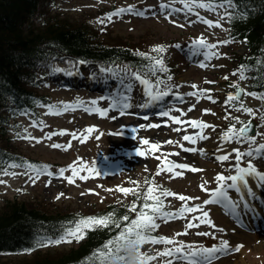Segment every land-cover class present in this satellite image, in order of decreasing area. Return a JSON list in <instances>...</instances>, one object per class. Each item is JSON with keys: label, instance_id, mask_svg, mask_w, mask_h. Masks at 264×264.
<instances>
[{"label": "rangeland", "instance_id": "obj_1", "mask_svg": "<svg viewBox=\"0 0 264 264\" xmlns=\"http://www.w3.org/2000/svg\"><path fill=\"white\" fill-rule=\"evenodd\" d=\"M168 2L169 0H49V3L43 6L42 17L38 19L36 16L33 20L38 24L43 17H54L55 19H66L76 25L84 23L105 43L129 46L138 53L143 52L150 56L157 55L151 51L153 47L163 45L166 48L164 53L165 64L169 69L163 80L170 85L174 84L172 90H175V83L181 84L180 91L193 92L194 90L205 89L209 90L213 100H217L213 103L204 96L199 97L197 103V97L195 96L191 102L182 106L184 110L185 107L188 109L195 104L193 110L187 112L185 120L198 119L215 126V130L212 128L205 129L204 134L210 138L199 144V148L203 145L205 147L210 146L215 143V136L219 132L227 130L228 119H223L221 112L224 111L225 114L230 109L221 108L223 103L221 105L220 99L227 89L226 82L234 79V76L231 75L234 71L229 67L232 58L230 56L236 52L244 51V46L242 43L232 42L221 44L215 50L219 52V58L211 59L208 62L209 66L204 68L200 67L203 57L198 59L197 62H189L185 55L173 49L174 42H177V39H183L181 43L186 44L200 37H204L208 43L229 40L226 20L220 21L221 27L209 28L196 15L198 12L204 19L215 22L219 18L218 13L222 15L224 10L194 9L191 13L181 10L172 12L169 16L166 11L159 9L161 3ZM128 6H134L138 11L146 10L145 14L143 16L124 14L120 17H113L112 22L105 21V24L97 22L99 18L105 17L106 14ZM171 7L183 9V5L179 2L172 4ZM73 66H75V62L70 58L61 56L51 59L41 69L45 70L46 74L38 80L37 92L43 94L50 101V105L72 104L82 101L84 102L82 106L84 108L67 111L61 115H50L47 114L48 105L39 104L35 115L32 112V114H29V116L33 115L31 118L28 116L21 119V121L24 120L23 127L26 128L25 131L27 132L18 136L20 138L17 137L15 146L18 148L16 151L22 155L38 158L52 165L50 170L54 173L59 169H66L65 167L70 165L79 167L80 162L86 165L87 168L93 169V171L79 172L72 184H69L66 179L55 175L52 177L42 176L35 184H32L28 175L24 174L26 171L24 168H8L9 173L15 172L16 175L2 174L0 176V180L4 181V183H0L1 196H7L6 198L10 199L14 195L15 189L24 190V195H21L23 198L20 200L32 198L38 207L45 205V207L50 206L52 211L92 214L109 203L129 202L132 205L134 202L137 204V198H141L143 201V194L149 187L145 183L147 179L154 181L151 186L156 188L157 194L164 189H168L177 195L199 197V200L188 201L189 206L201 204L204 200L209 199V194L202 191L200 185L208 181L206 187L214 189L216 187L214 179L216 175L222 173L226 176L230 168L213 164L211 159L196 158L197 154L195 152L188 154L180 148V144H183L184 147H192L193 145L182 140V136L194 134L198 130L187 125L169 123L168 119L140 120L135 118L133 113L124 110L125 114L120 115L122 109L117 107L113 110L111 108L113 103L121 100L116 96V91L113 93V98L106 96L104 100L96 99V96L101 95L95 89L87 88L85 71L81 75L84 77L79 80L81 83H73L74 88H69L67 84L58 83L61 77L58 75L59 72H55L53 69L59 68L63 73L64 70L72 69ZM101 69L107 70L104 67ZM101 69L92 71V73L97 76L100 73L109 74L108 71H101ZM87 71L90 74V70ZM129 71L119 66L114 73L115 78L119 80V75H124ZM168 75L172 76L171 81L167 80ZM226 75L229 77L227 80L224 79ZM52 76H56L59 80L52 79ZM141 77L145 79L143 76ZM206 81H214L215 83H206ZM127 83L125 81L120 86L124 87ZM193 84L197 86V89L191 87ZM112 90H115V87ZM144 96V89L141 88L140 91L133 89L131 101L136 104L138 101H143ZM91 100L98 101L95 106L96 109H109L107 115L101 116L99 111L86 112L85 108L93 107L88 103ZM247 101L251 106L250 108L256 110L255 106L259 102L255 101V98H248ZM260 102L264 104V100ZM204 109L210 111L205 114ZM212 113H215V115ZM241 114L246 113L237 112L234 108L230 110V116H240L242 118ZM255 117L259 119L258 112ZM33 121H43V126L38 124L33 126ZM149 124H160L161 126L159 128H149L147 127ZM89 127H93L95 131L91 134H85L86 139L81 142L79 134H83L84 129ZM177 127L187 128V132L183 130L181 132L174 131ZM62 130L66 131L65 135H54L50 140L45 138L48 132L59 133ZM72 132L78 134L77 139H73ZM26 135L39 139L41 142L36 143L35 139L23 138ZM145 139L160 144L161 148L158 151L151 150L149 145L142 143ZM168 140L178 141V143L167 144L166 141ZM54 143L62 147L53 148L52 144ZM69 144L71 146L65 150V147ZM138 151L146 155H137ZM170 152H178L179 155L168 156V160L174 163H187L190 167H198L202 171L183 170V175L175 178H172L171 173L166 172H161L159 176H156L158 165H160L161 159H164L161 154ZM157 157H160V159ZM176 171L181 170L176 169ZM70 175L71 171L65 173V176ZM79 176H87L88 179L81 180ZM133 181L136 183H133ZM117 187L138 190L136 193L125 195L122 192L115 191ZM106 189H112V191H106ZM61 193H63L62 196ZM57 196H60V198L57 199ZM6 198L0 197V199ZM163 199L165 211H178L185 203L179 201L177 197ZM203 210L209 213V218L213 221L215 227L201 224L198 228L186 229L185 225L190 217L200 215L198 212L188 214L186 218L170 219L167 222L158 220L157 223L160 224V227L156 229L154 236L174 239L177 244L183 242L208 248L219 245L220 240H227L230 248H234L237 244L243 245V247L239 252L218 254V258L214 259L212 264H264V233L238 231L233 224L210 210V206H204ZM133 213L134 219L136 213ZM194 223L196 222L194 221ZM220 229H223V231H219ZM185 231H187V235L176 236V233ZM197 232H208L210 235L201 236L197 235ZM75 242L74 240L71 243L49 246L48 248H53H44L42 254H47L48 257L65 254L68 246L74 245ZM174 246L176 245L145 244L141 247V251L149 255H155L157 252L164 251L165 248ZM167 259L168 257H159L151 264H164ZM30 260H32V256L7 257L0 258V263L23 264ZM174 264H181V262L175 261Z\"/></svg>", "mask_w": 264, "mask_h": 264}, {"label": "snow or ice", "instance_id": "obj_2", "mask_svg": "<svg viewBox=\"0 0 264 264\" xmlns=\"http://www.w3.org/2000/svg\"><path fill=\"white\" fill-rule=\"evenodd\" d=\"M179 2L183 5V9L172 8L171 5ZM159 9L161 11H166L170 16L172 12L186 10L191 13L194 9H206L208 11H216L217 9H223V14L218 13V19L214 22L212 20L204 19L197 12V18L201 20L203 23L207 24L209 28L212 27H221L220 21L227 20L231 22L233 19H243L246 18V14L240 13L239 7L235 4V0H169L168 3H161L159 5ZM150 10V9H149ZM146 10H136L134 6L121 7L111 13L106 14L105 17L99 18L98 23L105 24V21L112 22L113 17H120L124 14H134L137 16H143ZM191 22V21H190ZM182 26V25H181ZM233 41L225 40L218 41L217 43H208L206 42L204 37H200L192 42L193 49L195 53L201 55L203 57V62L200 63V67L204 68L209 66V61L213 58H219V52L215 51L219 48L221 44H228ZM174 47L179 48L180 45H174ZM152 52L156 53V56H149L146 53L140 52L138 55L150 61L149 71L155 75L156 72L160 73H168L169 69L165 64L164 53L166 52V48L163 45H157L151 49ZM79 64L85 63L84 61L77 62ZM264 63V62H262ZM247 66L241 65L238 73L239 80H245L247 78ZM55 72H61L62 70L59 68L53 69ZM101 71H111L110 69H101ZM231 75H237V72H233ZM131 76L140 82L144 86V95L148 98L145 104L140 105L141 107H151L158 101H163L165 97H168L172 93L170 91L159 90V86L161 84H165L164 80L159 78L156 79L155 85H153L149 80L143 79L139 73H131ZM225 80L229 79L226 75L224 77ZM167 80L171 81L172 76L168 75ZM123 83V81H121ZM206 83H215L214 81H206ZM236 89L235 94H228L224 104L226 106L234 107V110L237 112H243L255 117L256 113L261 110H254L250 107H245L242 96L250 95L257 99L264 100V95H257V93H245L243 89L239 87L238 84L231 85ZM131 88V85H128ZM166 87H168L166 85ZM193 89H197V86L193 84L191 86ZM188 96H196L197 103L199 102V97L206 96L207 99L211 100L213 103L216 101L213 100L212 96L209 94V90L198 89L197 91L187 93ZM106 99V98H102ZM125 99H127L125 97ZM176 99L181 103L184 102L183 97L179 94H176ZM235 102V104L233 103ZM84 102H78V104H62V105H48L47 114L50 115H61L67 111H75L77 107L83 106ZM90 103L93 107L85 108L86 112L92 113L93 111H99L101 116L107 115L109 109L98 110L95 108L98 101L91 100ZM131 105L129 103H120L119 101L113 103L111 108L115 110L117 107L120 109H127ZM195 104L190 106L187 109V112H191ZM169 109L167 111H160L159 115L161 117H168L173 123L178 125H187L192 129H196L194 134H185L182 136V140L188 142L194 147H184L183 144H180V148L184 152H199L200 154H205V150L201 148L195 147L198 141L208 140L210 137L204 134L205 129L212 128L215 130V126L208 124L204 121L198 119H190V120H181L180 117L186 115L183 109L177 108L175 111L179 112V116H170ZM205 114H207L210 110L204 109ZM124 111H120V115H124ZM215 115V113H212ZM229 115H225L223 119H229ZM144 119H148L147 116ZM235 121V123L231 124L226 131H223L220 136V144L217 146V151H224L223 146L226 144L235 143H247L248 150L241 151L239 148L231 149L230 151L224 152L222 155H215V159L219 162L229 161L230 157L234 154V163L233 167L230 169L234 174L225 176L222 173H218L215 177V182L217 187L215 189H209L206 185L209 183L205 181L200 185L201 190L205 191L209 194L210 198L204 200L202 204H193L189 206L188 201L199 200V197H188L184 195H177L175 192H172L168 189H164L160 191L158 194L156 193V188L151 185L154 183L153 180L145 181L146 184L149 185L147 190L143 194V203L140 205L139 210H137V204L134 202L130 211L135 212V218L130 219L129 216L125 215L121 218H116L114 212H110L104 216H89V217H78L69 222H66L59 233H57L54 237L45 236L41 239H37L35 244L31 249H27L26 251L35 250L38 247H48L53 245H60L61 243H71L73 240L80 241L84 238L86 232L88 230L93 229L95 226L102 225L104 227H108L110 224H114L117 228H120L119 233L113 238L107 241L103 247L93 253V256L89 258L88 264H127L128 256L126 254V246H138V261L139 264H151L152 261L157 260L159 257H168L167 260L164 261V264H174L175 261H180L181 264H212V261L218 258V254H222L224 252H239L243 245H237L235 248L229 247V242L227 240H220L218 246L214 245L210 248L203 246H195L192 244H185L183 242H177L174 239L166 238L163 236H154L153 232L160 227V224L157 223L158 220L167 222L170 219L176 218H186L188 214L200 213V215H193L188 220V223L185 225L186 229L198 228L201 224H207L211 227H215L213 221L209 218V213L204 211L203 208L209 204H217L222 208L226 209L227 214L238 217L239 219H243L244 215L249 214H257L255 206L251 203L252 199H255V196L252 192V189L249 184V178L255 176L259 181L264 182V174H261L257 171L254 165L251 162V159L248 160L247 166H242L244 159L247 158H256V159H264V143L257 144L256 135L250 134L253 129L251 127V121L245 123L240 121L239 117H231ZM260 119L264 120V112H261ZM43 126V121H33V126ZM237 124L240 125L237 128ZM160 124H149L147 127L149 128H159ZM144 127V126H141ZM187 132V128L177 127L174 129L176 132L181 131ZM95 129L93 127H89L84 129L83 134H79L81 142L86 139L85 134H91ZM66 131L62 130L59 133H49L45 137L46 139H51L54 135H65ZM73 139L78 138V134L76 132L71 133ZM20 138V137H18ZM25 139H35L36 143H40L39 139H36L31 136H24ZM99 139V137H97ZM143 144L149 145L150 149L153 151H158L161 148L160 144L152 143L149 140L145 139L142 141ZM167 144H175L178 141L168 140ZM255 145V147H253ZM65 150H67V147ZM53 148L62 147L59 144H52ZM137 155H146L143 152H137ZM164 159H161L160 165H158L157 171L155 173L156 176H159L161 172L171 173L172 178L183 175V170H190L192 172L202 171L198 167H190L187 163H174L167 159L168 156H178V152H170V153H162L161 154ZM160 159V157H157ZM8 168H24L26 171L24 174L28 175L29 180L32 184H35L37 180H39L42 176L52 177L53 175L58 176L60 178L66 179L69 184L75 182V178L78 176V173L81 171H93V169L87 168L82 162H80V166L77 167L75 165H70L67 169H59L57 172H53L50 170V166L47 164H35L30 162H23L21 164L12 163L7 167L0 169V172H3L4 175H13L15 176V172H8ZM179 169L181 171H176ZM71 171L70 176H65V173ZM79 179L86 180L87 176H79ZM0 183H4L3 180H0ZM50 183V181H49ZM133 183H136L133 181ZM264 186V183H262ZM138 189L135 188H124L117 187L115 191L122 192L125 195L130 193H136ZM19 191V190H18ZM91 191V190H90ZM106 191H112V189H106ZM230 191H234L239 200L233 199L232 196L229 195ZM61 196L63 193L60 194ZM247 196L249 199H245ZM167 197H177L179 201L185 202L182 207L179 208L178 211H165L164 199ZM60 196H57L59 199ZM194 221L196 223H194ZM123 222H127L124 227L121 228V224ZM219 231H223L220 229ZM187 231L183 233H176V236L179 235H187ZM197 235L208 236L210 235L208 232H197ZM215 238V237H213ZM145 244H165V245H176L171 248H165L162 252H157L155 255H149L148 253L142 252L141 247Z\"/></svg>", "mask_w": 264, "mask_h": 264}, {"label": "trees", "instance_id": "obj_3", "mask_svg": "<svg viewBox=\"0 0 264 264\" xmlns=\"http://www.w3.org/2000/svg\"><path fill=\"white\" fill-rule=\"evenodd\" d=\"M46 1L0 0V107L8 101L26 113L43 100L37 92L36 79L40 76L41 65L55 57L106 63L112 68L117 64L137 70L149 67L150 61L131 47L105 43L84 23L76 25L66 19L47 17L36 24L33 17L36 14L42 16ZM235 4L246 18L227 21L229 36L234 41H245L247 52L238 60L255 73L251 85L261 90L264 88V0H235ZM13 115H18V112H13ZM7 124L8 117L0 119V166L14 160L15 155L10 139L5 136ZM33 201H8L0 207V251L19 253L31 249L37 239L54 237L66 222L78 217H100L110 212H114L116 218L134 217L129 210V202L110 203L92 214H85L52 211L50 206L38 207ZM140 202L143 203L141 198H137V210L142 204ZM126 223L123 222L121 228ZM119 231L120 228L114 224L108 227L98 225L88 230L82 240L68 246L65 254L48 257L42 254V249L35 248L28 255L8 257L32 256V260L23 264H88L93 253Z\"/></svg>", "mask_w": 264, "mask_h": 264}, {"label": "clouds", "instance_id": "obj_4", "mask_svg": "<svg viewBox=\"0 0 264 264\" xmlns=\"http://www.w3.org/2000/svg\"><path fill=\"white\" fill-rule=\"evenodd\" d=\"M126 254L128 256L127 264H139L138 246H126Z\"/></svg>", "mask_w": 264, "mask_h": 264}, {"label": "bare ground", "instance_id": "obj_5", "mask_svg": "<svg viewBox=\"0 0 264 264\" xmlns=\"http://www.w3.org/2000/svg\"><path fill=\"white\" fill-rule=\"evenodd\" d=\"M193 48V47H192ZM194 50V49H193ZM98 68H100V67H98V66H96L95 64H92L91 66H90V71H92L93 69H98ZM76 72V71H75ZM64 74H65V70L63 71V73H61V72H59L58 73V75L60 76V77H62L63 78V76H64ZM71 75H74V76H76L77 75V73H72ZM77 77V76H76ZM90 79V78H89ZM86 83H87V85H90V84H92V85H94L95 83H93V82H91V81H86ZM257 209H259V208H257ZM261 212L260 211H258V213L257 214H260ZM262 216H264V215H262Z\"/></svg>", "mask_w": 264, "mask_h": 264}, {"label": "water", "instance_id": "obj_6", "mask_svg": "<svg viewBox=\"0 0 264 264\" xmlns=\"http://www.w3.org/2000/svg\"><path fill=\"white\" fill-rule=\"evenodd\" d=\"M251 127H252V129L254 128V123L253 122H251ZM252 133H253V131H252Z\"/></svg>", "mask_w": 264, "mask_h": 264}]
</instances>
